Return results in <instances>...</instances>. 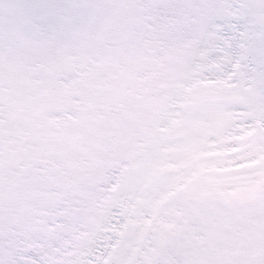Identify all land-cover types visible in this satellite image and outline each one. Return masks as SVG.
Returning a JSON list of instances; mask_svg holds the SVG:
<instances>
[{
	"label": "snow or ice",
	"instance_id": "6c2138e0",
	"mask_svg": "<svg viewBox=\"0 0 264 264\" xmlns=\"http://www.w3.org/2000/svg\"><path fill=\"white\" fill-rule=\"evenodd\" d=\"M0 264H264V0H0Z\"/></svg>",
	"mask_w": 264,
	"mask_h": 264
}]
</instances>
